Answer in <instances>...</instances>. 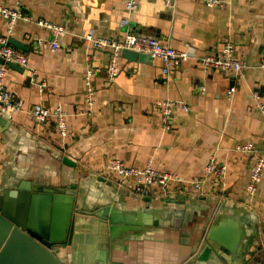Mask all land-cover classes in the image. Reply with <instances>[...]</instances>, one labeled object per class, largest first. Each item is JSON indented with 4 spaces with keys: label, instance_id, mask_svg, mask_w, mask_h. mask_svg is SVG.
<instances>
[{
    "label": "crops",
    "instance_id": "1",
    "mask_svg": "<svg viewBox=\"0 0 264 264\" xmlns=\"http://www.w3.org/2000/svg\"><path fill=\"white\" fill-rule=\"evenodd\" d=\"M16 1L27 20L18 21L8 38L29 52L25 74L7 68L4 78L21 111L0 130V196L21 187L32 194L35 188H56L74 193L79 213L114 202L116 212L135 215V225L120 226L103 246L90 245V264H186L205 238L221 264H264V171L255 195L246 194L251 164L264 155V120L257 108L264 105V70L258 67L264 55V0H219L220 8L177 0L173 10L164 0H138L131 29L192 56L167 77L157 60L129 64L121 56L111 80L110 53L94 51L83 38L121 41L126 0L0 4ZM39 21L65 29L58 50L47 46L52 34ZM6 29L0 19V36ZM228 41L234 43V58L245 60L248 69L237 76L204 72L197 59L220 52ZM89 70L94 74L91 107L84 85ZM231 88L235 93L228 101ZM163 101L176 103L168 130L152 109ZM34 106L60 109L68 135H59L54 120L36 125L28 115ZM247 144L254 153L236 151ZM211 157L225 168L222 185L213 192L205 184L196 194L190 183L204 176ZM112 159L137 169L149 166L177 181L163 196L157 188L148 197L125 193L107 171ZM170 199L176 205L166 204ZM169 211L178 216H166ZM77 217L83 224L84 215ZM53 254L73 264L78 249L57 247ZM200 261L219 262L209 251Z\"/></svg>",
    "mask_w": 264,
    "mask_h": 264
},
{
    "label": "built area",
    "instance_id": "2",
    "mask_svg": "<svg viewBox=\"0 0 264 264\" xmlns=\"http://www.w3.org/2000/svg\"><path fill=\"white\" fill-rule=\"evenodd\" d=\"M199 1L210 8L221 7V1L219 0ZM137 2L138 0H126L124 6L126 16L119 22V26L125 30L121 41L95 38L90 34L83 38V41L94 51L110 53V60L107 66L110 80L117 74V63L122 51L144 54L152 60L159 61L162 65V74L166 77L170 75L171 68L180 66L192 56L188 50H174L168 44L161 43L156 38L141 36L135 33L130 27V17L137 9ZM176 2L177 0H164L165 8L173 10ZM0 19H3L7 24L6 35L0 36V60L4 61V63H12L26 68V55L8 44L9 34L15 24L18 21L27 20L21 11L20 3L16 1L11 6L0 4ZM37 25L52 34L53 40L47 46L52 50H58L57 39L65 34V29L62 26H56L45 21H39ZM234 47V43L228 41L223 44L220 52L202 55L197 59V62L204 72L222 71L237 76L248 69L249 66L245 60L234 58ZM258 67L264 70V55L261 56ZM6 70V65L0 63V116L10 119L12 114H17L21 111V105L15 101L14 97L4 87ZM30 76L35 78V73L31 72ZM93 77L94 74L91 70L87 71L84 77V85L86 88L85 101L89 107L93 105ZM234 93L235 90L233 88L229 89L226 93V99L228 101L232 100ZM175 104L172 101H163L155 102L152 106V109L157 110L161 114L163 124L167 130L169 129L168 120L171 115V110ZM257 108L264 120V105H259ZM183 110H185L184 107ZM28 115L39 126H43L54 120L59 135L62 137L68 135L65 126V114L60 109L51 111L43 106H34L29 110ZM236 151L254 153L255 149L254 146L247 144L237 146ZM107 171L110 175L116 177V186L123 192L144 197L151 196L155 193L153 192L154 188H157L162 196L169 194L171 192L169 188L170 184L177 181V178L169 174L159 173L149 166L142 169L127 167L118 159L109 161ZM263 171L264 155H258L250 167L248 184L246 186V194L249 197L255 195ZM224 175L225 168L220 166L215 158L211 157L204 168V176L190 183L191 188L194 193L201 194L203 186L208 184L211 186V191L216 192L222 185Z\"/></svg>",
    "mask_w": 264,
    "mask_h": 264
},
{
    "label": "water",
    "instance_id": "3",
    "mask_svg": "<svg viewBox=\"0 0 264 264\" xmlns=\"http://www.w3.org/2000/svg\"><path fill=\"white\" fill-rule=\"evenodd\" d=\"M8 44L20 52H29L28 47L12 38H8ZM121 56L129 64L151 60L147 55L130 51H122ZM0 63L19 74L26 72L18 65L4 63L2 60ZM10 125L9 118L0 116V130H6ZM31 190L21 187L19 193L14 191L0 196V264H64L53 254L57 247L63 246L78 249L73 264H90L88 251L94 241L98 242V246H103L109 234L120 226L135 225L137 221L133 214L116 212L114 202L82 214L77 211L74 193L69 190L35 188L34 194ZM176 198L181 201L186 199L184 196ZM175 203L171 199L166 202L170 205ZM177 205L175 213L179 214L181 208L180 204ZM171 214L173 211L166 213V216L171 217ZM78 215H84L83 224L78 222ZM211 248L205 238L198 254L186 264H203L200 259L207 255V251L219 261L210 264H221Z\"/></svg>",
    "mask_w": 264,
    "mask_h": 264
}]
</instances>
